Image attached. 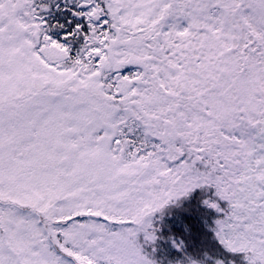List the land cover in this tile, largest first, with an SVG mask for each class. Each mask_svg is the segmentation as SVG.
<instances>
[{
	"label": "snow or ice",
	"instance_id": "1",
	"mask_svg": "<svg viewBox=\"0 0 264 264\" xmlns=\"http://www.w3.org/2000/svg\"><path fill=\"white\" fill-rule=\"evenodd\" d=\"M0 264H264V0H0Z\"/></svg>",
	"mask_w": 264,
	"mask_h": 264
},
{
	"label": "trees",
	"instance_id": "2",
	"mask_svg": "<svg viewBox=\"0 0 264 264\" xmlns=\"http://www.w3.org/2000/svg\"><path fill=\"white\" fill-rule=\"evenodd\" d=\"M212 192H201L197 191L191 200L188 207L191 209V213H185L182 210H177L174 217L169 219L177 227L181 225V219H186L192 224L194 231L197 233L196 239L203 241L205 244H214L212 241V232L210 231V226L213 224L216 217L214 210L208 209L202 206L201 201L205 198L211 197ZM175 253L167 241H163L161 244L160 251L158 253L160 258H171Z\"/></svg>",
	"mask_w": 264,
	"mask_h": 264
}]
</instances>
